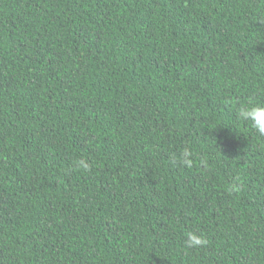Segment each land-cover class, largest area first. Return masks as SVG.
I'll return each mask as SVG.
<instances>
[{
    "label": "trees",
    "instance_id": "16d2710c",
    "mask_svg": "<svg viewBox=\"0 0 264 264\" xmlns=\"http://www.w3.org/2000/svg\"><path fill=\"white\" fill-rule=\"evenodd\" d=\"M244 105L264 0H0V264H264Z\"/></svg>",
    "mask_w": 264,
    "mask_h": 264
},
{
    "label": "clouds",
    "instance_id": "9594fccd",
    "mask_svg": "<svg viewBox=\"0 0 264 264\" xmlns=\"http://www.w3.org/2000/svg\"><path fill=\"white\" fill-rule=\"evenodd\" d=\"M238 118L244 121H248L251 127L255 129L260 135H264V105H244L238 109ZM193 152L190 148H183L178 157L174 158L173 163H178L183 166L191 168L193 165L192 160ZM203 163V161H202ZM74 167L80 171H89L90 165L86 160H77L74 162ZM242 185L233 183L230 187L231 192H239ZM186 244L188 247L204 246L206 240L202 235H198L194 232L186 233Z\"/></svg>",
    "mask_w": 264,
    "mask_h": 264
}]
</instances>
